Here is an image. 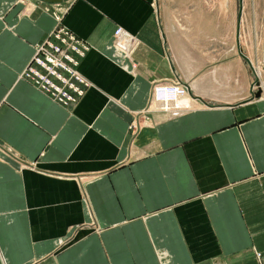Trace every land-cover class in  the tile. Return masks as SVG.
I'll return each instance as SVG.
<instances>
[{"label":"crops","instance_id":"1","mask_svg":"<svg viewBox=\"0 0 264 264\" xmlns=\"http://www.w3.org/2000/svg\"><path fill=\"white\" fill-rule=\"evenodd\" d=\"M56 17L69 107L20 79ZM0 264H264V0H0Z\"/></svg>","mask_w":264,"mask_h":264},{"label":"built area","instance_id":"2","mask_svg":"<svg viewBox=\"0 0 264 264\" xmlns=\"http://www.w3.org/2000/svg\"><path fill=\"white\" fill-rule=\"evenodd\" d=\"M56 28L35 47V53L20 79L48 96L55 103L69 107L77 104L91 87V83L80 73L81 60L91 46L65 28L61 18L56 17ZM139 42L136 38L117 28L113 48L131 62ZM188 89L180 82H159L153 86L150 112L179 114L184 108L182 100Z\"/></svg>","mask_w":264,"mask_h":264},{"label":"bare ground","instance_id":"3","mask_svg":"<svg viewBox=\"0 0 264 264\" xmlns=\"http://www.w3.org/2000/svg\"><path fill=\"white\" fill-rule=\"evenodd\" d=\"M172 116V115H171Z\"/></svg>","mask_w":264,"mask_h":264}]
</instances>
